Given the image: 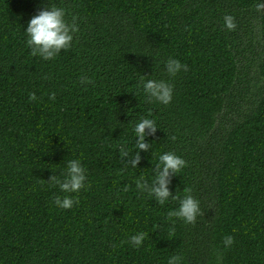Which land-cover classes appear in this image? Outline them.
<instances>
[{
  "label": "trees",
  "instance_id": "obj_1",
  "mask_svg": "<svg viewBox=\"0 0 264 264\" xmlns=\"http://www.w3.org/2000/svg\"><path fill=\"white\" fill-rule=\"evenodd\" d=\"M52 3L67 22L76 17L79 31L70 50L43 60L31 54L26 28ZM259 3L0 0V264H168L173 256L179 264H264ZM225 15L235 30L224 26ZM169 58L188 71L169 76ZM147 80L172 84V101L148 102ZM141 118L158 128L133 168L127 159L136 154ZM120 146L129 158L121 159ZM165 152L186 161L169 188L199 201L195 224L168 219L179 199L160 205L136 188L141 176L151 184ZM72 159L87 180L68 194L48 181L63 179ZM65 195L79 203L58 208L55 197ZM140 232L147 236L137 248L130 238Z\"/></svg>",
  "mask_w": 264,
  "mask_h": 264
},
{
  "label": "clouds",
  "instance_id": "obj_2",
  "mask_svg": "<svg viewBox=\"0 0 264 264\" xmlns=\"http://www.w3.org/2000/svg\"><path fill=\"white\" fill-rule=\"evenodd\" d=\"M256 10H264V3L256 5ZM66 11L62 7L51 4L50 10L47 8L38 12L28 22L26 33L28 35L27 46L31 49L33 56L39 55L43 60H52L61 53L62 50H70L74 34L79 31V26L76 22V17H73L69 23L65 19ZM224 26L233 31L236 28L234 17L232 15L224 16ZM165 69L169 76L175 77L179 72L188 71V66L182 64L179 60L169 58L165 63ZM82 83H90L87 78H82ZM143 89L148 102L158 101L161 104L167 105L173 99V85L164 80H147L143 82ZM29 99L35 101L36 94H30ZM50 99L55 100V93L50 95ZM156 122L153 119L141 118L135 125L134 133L136 138L135 147L137 149L134 157L127 159V164L133 168H137L141 161L140 151L148 152L151 144L146 143V136H154L157 132ZM173 140L176 137H172ZM121 159L130 157L129 151L120 146ZM159 162L155 165V177L151 184L141 176L135 181L136 188L139 192H147L150 197H154L160 204L164 205L170 197L179 199L180 206L168 212V219L175 223L173 218L183 220L187 224H195L197 216L201 215L199 201L196 200L190 193V190L185 189L186 195L181 199L173 197L169 185L171 178L180 173L186 167V161L174 152H165L159 155ZM63 179L57 175H52L49 183L58 185L61 192L78 193L86 187V169L83 167L79 159H72L67 162L66 172L61 173ZM124 191H128L125 188ZM78 198L74 199L71 195L55 197L54 204L61 209H71L75 204H78ZM147 233L140 232L130 238V242L134 247L139 248L145 240ZM225 247H231L234 243L232 236H226L223 240ZM179 256L170 258L168 264H179Z\"/></svg>",
  "mask_w": 264,
  "mask_h": 264
}]
</instances>
